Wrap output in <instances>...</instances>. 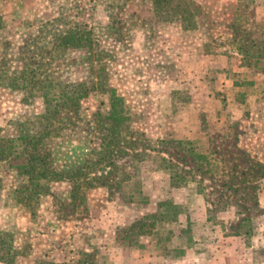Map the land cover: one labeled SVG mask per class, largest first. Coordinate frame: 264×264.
I'll list each match as a JSON object with an SVG mask.
<instances>
[{
    "label": "rangeland",
    "instance_id": "rangeland-1",
    "mask_svg": "<svg viewBox=\"0 0 264 264\" xmlns=\"http://www.w3.org/2000/svg\"><path fill=\"white\" fill-rule=\"evenodd\" d=\"M0 14V264H264V0Z\"/></svg>",
    "mask_w": 264,
    "mask_h": 264
},
{
    "label": "trees",
    "instance_id": "trees-1",
    "mask_svg": "<svg viewBox=\"0 0 264 264\" xmlns=\"http://www.w3.org/2000/svg\"><path fill=\"white\" fill-rule=\"evenodd\" d=\"M119 98H117L115 95L112 96L111 98V102H112V106L117 105V103L119 102ZM46 104L49 105V102L46 101ZM51 104V103H50ZM53 113H51V110L48 108V110L46 111V118H51L53 115ZM109 116H111L112 118H115V114L113 111V108L110 109L109 111ZM45 135L43 136H25V135H20L18 136L15 140L19 141L21 144H23L25 147H27L26 149V157L23 156V159L21 157V168L22 172L26 175H30V178H33L34 180L37 179L38 177L39 180H46L48 179L49 175L50 176H57L58 173L55 172L50 166H47V162H46V157L41 156L38 151L36 150L37 144L41 143L42 140H44ZM15 140L11 139L8 142L13 143L15 142Z\"/></svg>",
    "mask_w": 264,
    "mask_h": 264
},
{
    "label": "crops",
    "instance_id": "crops-1",
    "mask_svg": "<svg viewBox=\"0 0 264 264\" xmlns=\"http://www.w3.org/2000/svg\"><path fill=\"white\" fill-rule=\"evenodd\" d=\"M21 3V0H0V6H18ZM2 15V14H0ZM3 16V15H2ZM198 243L193 242L191 249L187 250L182 254V262L187 264H206L211 261L205 260L204 257L207 256L205 248L203 247L202 240L198 237ZM204 249V250H202Z\"/></svg>",
    "mask_w": 264,
    "mask_h": 264
}]
</instances>
